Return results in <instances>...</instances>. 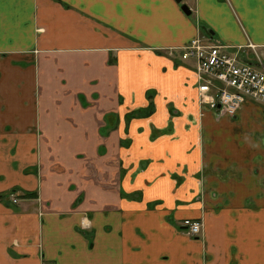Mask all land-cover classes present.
Instances as JSON below:
<instances>
[{
  "label": "crops",
  "instance_id": "0c3cea01",
  "mask_svg": "<svg viewBox=\"0 0 264 264\" xmlns=\"http://www.w3.org/2000/svg\"><path fill=\"white\" fill-rule=\"evenodd\" d=\"M183 2L0 0V264H264V105L202 107L167 54L264 61V0Z\"/></svg>",
  "mask_w": 264,
  "mask_h": 264
},
{
  "label": "built area",
  "instance_id": "2783aa9c",
  "mask_svg": "<svg viewBox=\"0 0 264 264\" xmlns=\"http://www.w3.org/2000/svg\"><path fill=\"white\" fill-rule=\"evenodd\" d=\"M251 48L255 50V46ZM169 51L170 56L194 62L202 107L233 115L247 102L264 103V61L244 62L239 49L221 45L209 36H197L185 46ZM12 200L17 202L15 196ZM184 224L193 232L200 228L197 220L185 219Z\"/></svg>",
  "mask_w": 264,
  "mask_h": 264
},
{
  "label": "flooded vegetation",
  "instance_id": "af4514ba",
  "mask_svg": "<svg viewBox=\"0 0 264 264\" xmlns=\"http://www.w3.org/2000/svg\"><path fill=\"white\" fill-rule=\"evenodd\" d=\"M4 196H6V197H10L11 202H12L13 204H14V202H13V200H12L13 196H15L16 199H17V202H16V203L19 202V198H20V196L18 195V191H17L16 189H12V190H10L9 192H7L6 194H1V195H0V198H4ZM6 197H5V198H6ZM187 219H190V218H187ZM184 220H185V219H184ZM184 220H182V221H181V224H180V225H181V229H182L184 232L188 233L189 235H191V236L194 237V238H198V237H200V236L202 235V231H203V222H202L201 219H191V220H197V221H199V223H200V228H199V230L196 231V232H193V231L190 229L189 226L185 225V224H184Z\"/></svg>",
  "mask_w": 264,
  "mask_h": 264
},
{
  "label": "trees",
  "instance_id": "16d2710c",
  "mask_svg": "<svg viewBox=\"0 0 264 264\" xmlns=\"http://www.w3.org/2000/svg\"><path fill=\"white\" fill-rule=\"evenodd\" d=\"M148 99L150 101L149 105L145 108H141L135 111H132L126 115L127 119L134 118V117H148L154 112V103H153V94H148ZM36 193L26 192L24 197H33Z\"/></svg>",
  "mask_w": 264,
  "mask_h": 264
},
{
  "label": "water",
  "instance_id": "95a60500",
  "mask_svg": "<svg viewBox=\"0 0 264 264\" xmlns=\"http://www.w3.org/2000/svg\"><path fill=\"white\" fill-rule=\"evenodd\" d=\"M178 4H181V8L182 10L186 13V14H190L191 11L189 9V6L186 3H183V0H175Z\"/></svg>",
  "mask_w": 264,
  "mask_h": 264
},
{
  "label": "rangeland",
  "instance_id": "374dc122",
  "mask_svg": "<svg viewBox=\"0 0 264 264\" xmlns=\"http://www.w3.org/2000/svg\"><path fill=\"white\" fill-rule=\"evenodd\" d=\"M184 3V2H183ZM170 50V49H169ZM169 50H167V54H169L170 53V51ZM258 103H261V102H258ZM261 104H263L264 105V103H261ZM215 111V110H214ZM6 196H4V198H5Z\"/></svg>",
  "mask_w": 264,
  "mask_h": 264
}]
</instances>
